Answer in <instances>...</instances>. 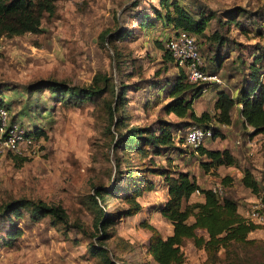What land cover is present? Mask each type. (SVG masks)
I'll return each mask as SVG.
<instances>
[{"label":"rangeland","instance_id":"obj_1","mask_svg":"<svg viewBox=\"0 0 264 264\" xmlns=\"http://www.w3.org/2000/svg\"><path fill=\"white\" fill-rule=\"evenodd\" d=\"M178 1L189 10L200 6L205 15H212L204 36L193 37L203 69L216 74L220 82L209 85L207 91L192 103L196 115L203 111L212 113L214 89L223 88L234 93L242 71L246 72L236 58L237 50L241 51L240 59L249 62L253 56L250 54L252 47L264 45V0ZM153 7L162 11L159 0H52L51 11L43 13L39 32L0 36V97L8 118L31 135L34 129L43 133L37 138L31 137L30 147L20 156L23 161L14 160L10 153H0V206L12 199L39 200L45 205L61 206L67 216L65 225L53 224L50 217L32 222L26 211L12 225L0 220V264H102L100 257L90 255L87 250L89 243H95L93 236L97 231L86 197L92 194L93 186H108L116 176L114 162L121 154L112 147L117 135L108 115L109 104L114 106V98L108 94L94 102L63 104L44 89V82L86 87L95 75L105 74L115 92L120 84L131 85L126 91L124 105L114 117H123L129 125L140 127L157 119L170 123L189 122L186 117L166 114L162 105L168 99L163 90L150 92L143 83V79L155 75L171 79L176 73L173 62L164 61L162 55L165 40L172 34L170 26L157 20L153 27L140 29L134 22L138 11L144 9L151 14ZM235 7L245 12L236 18L245 31L233 22L227 24V12ZM218 21L226 24L220 25ZM258 27L261 35L256 33ZM124 29H129L131 35L115 41L113 49L104 34ZM213 31L234 41V44L227 43L231 49L229 53L224 54L225 50H221L222 65L217 71L211 61L214 42L210 45L206 39ZM115 53L120 55L122 64L117 62ZM130 59L140 67V72L125 78L119 72L130 67ZM262 80L264 87V76ZM133 83H139L140 87L134 89ZM33 87L38 88L34 91ZM232 111L231 124L220 126V135L205 140L203 146L232 150L238 161L236 168L241 171L242 167H247L258 181V197L239 183L235 169L231 174L223 168L219 171L201 169L199 162L203 157L184 144H178L182 153L176 151L170 155L171 164L178 170L188 171L202 188H219V197L235 198L238 208L247 216L255 201L264 203V133L251 135L248 128L241 127L237 111ZM183 128L181 136L186 126ZM129 161L141 167L134 156ZM153 161L156 165H165L163 155ZM123 166L121 162L120 168ZM223 176L230 179L226 185L220 182ZM147 177L154 180L156 186L137 198L141 206L138 213L132 216L121 213L127 208L119 198L121 194L112 195L105 205H99L105 213L118 214L115 224L107 229L111 236L101 244L112 264H156L146 251L150 231L143 225H151L161 237L171 233L170 223L155 211V207L167 199L165 187L158 176L148 174ZM119 184L124 187L122 180ZM198 197L194 194L187 202ZM76 224L82 231L75 228ZM257 224L259 228L249 237L263 240L264 221ZM10 229L20 232L10 244H3L5 231ZM263 250L257 245L230 246L211 262L190 241H185L181 247L183 264H253L262 261Z\"/></svg>","mask_w":264,"mask_h":264},{"label":"trees","instance_id":"obj_2","mask_svg":"<svg viewBox=\"0 0 264 264\" xmlns=\"http://www.w3.org/2000/svg\"><path fill=\"white\" fill-rule=\"evenodd\" d=\"M52 0H0V36H18L24 33H37L43 13L51 11ZM162 11L156 7L152 8V13L142 9L134 16V22L141 29L151 28L157 20L164 26H170L172 33L184 31L194 36H204V30L208 20L212 15H205L203 7H195L189 10L179 4L178 0H159ZM134 7V5H133ZM132 7V8H133ZM243 9H235L227 12V24L235 23L239 29L245 31L241 21H237V16L243 15ZM245 13V12H244ZM220 25L226 24L218 21ZM256 29V33L262 32ZM131 35L129 29L118 30L114 34L105 33L104 37L115 49V41H121ZM169 37V36H168ZM166 38V40L168 39ZM209 43L214 42V53L211 61L214 62L216 71L221 63V50L224 54L231 50L227 43L230 41L218 31H213L206 37ZM165 40V42H166ZM211 41V42H210ZM213 41V42H212ZM236 47H239L235 43ZM230 49V50H229ZM252 59L245 62L240 59L237 50L239 65L245 67L242 71L240 84L234 89V93H229L223 88L214 89V100L212 103V113L201 112L196 115L192 109V103L198 99L204 85L189 82L184 69L178 67L170 52L164 48L163 59L174 64L176 73L171 79H161L154 77L143 79V83L151 91L165 93L168 99L162 105V110L166 113H173L178 117L189 119L187 123H170L157 119L147 126L129 125L123 117H114L119 108L124 105L126 91L131 87L129 84H120L117 92L113 90L112 82L105 74H97L93 77L92 83L86 87L67 85L63 82H44V89L48 90L57 102L70 105H79L85 101L94 102L103 96L110 95L114 98V106L109 104V121L116 130L117 138L113 141V149L120 151V157L115 159L116 176L110 181L108 186L96 185L92 188V194L86 197L87 208L93 212V225L97 231L94 235L95 243H89L87 250L90 255L98 256L102 264H112L107 257L102 243L111 234L107 231L115 224L118 214L105 213L99 206L105 205L108 197L119 195L126 204L123 210L124 216H132L141 210L137 201L143 193L153 190L156 186L154 180L147 177L148 174L158 176L165 187L167 199L164 203L155 207V211L166 219L171 225V233L166 237L161 235L151 225L145 224L150 236L146 242V251L156 264H183L184 256L181 247L185 241H190L194 248L201 249L206 254L207 261L214 262L219 252L225 253L230 246L257 245L264 249V239L249 237V234L258 229L260 225L251 222L237 212V202L235 198L228 195L219 197L208 188H202L188 171H181L171 164V154L183 150L178 144H184V135L180 132L194 124L201 128H210L212 137L220 135V126L231 124V111L237 104V113L240 118L242 128L250 127L251 135L264 133V45L252 47ZM229 50V51H228ZM117 52V51H115ZM116 54V53H115ZM118 63L120 55L116 54ZM130 61V67L122 68L119 72L125 78H132L139 74L140 67ZM122 64V63H121ZM129 69L128 72L125 70ZM160 87L156 89L159 85ZM133 88H139V83H133ZM38 87H33L34 91ZM155 91V93H156ZM6 109L3 99L0 97V108ZM25 132V131H24ZM28 137L37 138L43 135L40 129H34L32 135L25 132ZM211 137V138H212ZM203 159L199 162L204 171L216 170L219 167H237L238 161L231 152L224 149H209L203 145L193 150ZM163 155L165 165H156L153 158ZM138 159L141 167L131 164L130 157ZM14 160L23 161L24 158L13 155ZM147 160V163L144 162ZM121 162L124 164L120 168ZM119 180H122L124 187H120ZM230 179L223 176L220 179L222 185H226ZM239 183L250 191L254 196H259L260 186L253 173L247 167L241 170ZM197 192L202 197V201L187 202L192 193ZM23 211L28 212V217L32 222L41 218L50 217L53 224H67V216L63 208L59 205H45L41 201H32L25 198L12 199L0 206V220L12 225L15 220L22 216ZM119 213V212H118ZM75 228L82 231L76 224ZM18 229L5 231L3 244H10L19 234ZM262 261L253 264H264V250L260 255Z\"/></svg>","mask_w":264,"mask_h":264},{"label":"built area","instance_id":"obj_3","mask_svg":"<svg viewBox=\"0 0 264 264\" xmlns=\"http://www.w3.org/2000/svg\"><path fill=\"white\" fill-rule=\"evenodd\" d=\"M165 48L170 52L173 61L178 67L184 69L186 78L189 82L197 84L207 83L201 89V94L207 91V87L220 82L216 74H210L203 69V63L198 51L196 41L190 33L178 31L169 35L165 42ZM238 108L240 104H237ZM251 130L250 127H247ZM252 132V130L250 131ZM210 128L199 126H189L184 131V145L190 149H197L202 146L204 141L212 137ZM31 137L25 135L21 127L10 121L7 110L0 108V153H10L11 155L23 156L24 151L31 145ZM251 154V153H249ZM219 195L220 189L210 188ZM197 193V192H195ZM262 213V214H261ZM251 222L261 223L264 221V203L255 201L245 217Z\"/></svg>","mask_w":264,"mask_h":264},{"label":"crops","instance_id":"obj_4","mask_svg":"<svg viewBox=\"0 0 264 264\" xmlns=\"http://www.w3.org/2000/svg\"><path fill=\"white\" fill-rule=\"evenodd\" d=\"M237 108H238V106L236 107H234V109L233 110H235V111H237ZM233 118H234V113H233V111H231V121L233 120ZM223 126V125H222ZM248 132H250V130L248 129ZM230 152H231V154L234 156V157H236V154L232 151V150H230ZM224 169V171H227V172H229L230 174L233 172V170L235 169L236 171V173H237V175H236V177L239 179L240 178V176H241V171H239L237 168H235V167H231V166H229V167H219V168H217L216 169V171H219L220 169ZM243 168V167H242ZM241 168V169H242ZM194 194H198V193H192L191 195H190V197L191 196H193ZM198 198L196 199V200H194V201H202V197H201V195H199L198 194ZM237 212L240 214V215H242L243 217H246V215H245V211L242 209H239L238 207H237ZM256 231V230H255ZM252 233V232H251ZM250 233V234H251Z\"/></svg>","mask_w":264,"mask_h":264}]
</instances>
